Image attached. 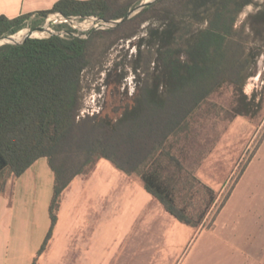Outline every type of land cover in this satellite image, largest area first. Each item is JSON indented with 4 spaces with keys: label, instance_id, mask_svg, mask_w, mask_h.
<instances>
[{
    "label": "trees",
    "instance_id": "trees-1",
    "mask_svg": "<svg viewBox=\"0 0 264 264\" xmlns=\"http://www.w3.org/2000/svg\"><path fill=\"white\" fill-rule=\"evenodd\" d=\"M141 2L131 0L116 10L115 0H59L41 15L60 12L115 20ZM251 4L256 0H155L143 8L138 16L152 13L149 18L159 22L141 39L140 56H147L145 64L135 67L140 70L138 88L118 116L78 117L82 75L90 66L95 37L104 29L89 37L53 34L0 45V191L10 177L21 176L41 157L48 158L55 173L52 226L41 251L58 219L62 191L101 158L139 175L180 222L204 225L217 193L186 168L187 146L179 139L190 129L194 114L226 84L238 95L237 115L257 113L256 95L249 98L244 88L256 75L264 49V7L237 26ZM30 17L0 16V38L23 29ZM191 177L209 195L199 213L182 194L184 179L189 182Z\"/></svg>",
    "mask_w": 264,
    "mask_h": 264
},
{
    "label": "rangeland",
    "instance_id": "rangeland-1",
    "mask_svg": "<svg viewBox=\"0 0 264 264\" xmlns=\"http://www.w3.org/2000/svg\"><path fill=\"white\" fill-rule=\"evenodd\" d=\"M128 1L131 0H115L113 8L117 10ZM141 3L134 4L129 11ZM256 3L248 5L239 15L238 27L248 15L264 7V0H256ZM139 12L132 13L125 25L117 23L96 35L90 66L82 75L79 118L97 113L118 116L136 93L140 70L135 67L139 63L145 64L147 56L144 53L140 56V42L143 37H148L150 27L159 22L152 13L138 16ZM56 13L33 17L20 31L29 30L33 37H48L49 33L35 35L45 33L49 23L52 31H69L74 28L73 24L75 33L83 37L101 30L87 29L88 24L83 18L58 22ZM150 15L153 18H149ZM40 26L44 27L35 29ZM141 48L146 47L141 45ZM244 92L249 98L256 95V102H259L257 113L237 115L238 95L233 85L226 84L194 114L190 129L179 139L180 144L187 146L184 155L186 168L217 193V200L204 225L196 228L180 247H170L162 230L158 233L156 252L148 249V236L141 234L135 240L138 244L133 246V237L125 235L124 256H140V264H150V256L155 255L172 256L173 260L181 256H215V261L206 264H264V49L258 60L257 73L249 78ZM183 182L182 194L193 203L192 210L201 212L209 195L192 177L189 182L187 178ZM160 210L158 205L157 214ZM146 217L141 214L138 223H143ZM178 236L181 241L186 235L180 230ZM125 264L129 262L126 260Z\"/></svg>",
    "mask_w": 264,
    "mask_h": 264
},
{
    "label": "crops",
    "instance_id": "crops-1",
    "mask_svg": "<svg viewBox=\"0 0 264 264\" xmlns=\"http://www.w3.org/2000/svg\"><path fill=\"white\" fill-rule=\"evenodd\" d=\"M57 1L0 0V16L41 17ZM54 185L55 173L47 157L7 180L0 191V264H125L126 260L140 264V256H124L125 235L133 237V246L141 234L148 236V249L156 252L162 230L170 247L184 245L196 230L168 212L139 175L127 174L101 158L89 173L76 175L62 191L58 219L41 251L52 226ZM141 214L147 217L138 223ZM180 230L186 235L181 241ZM149 260L150 264H206L216 258L181 256L173 260L155 255Z\"/></svg>",
    "mask_w": 264,
    "mask_h": 264
},
{
    "label": "built area",
    "instance_id": "built-area-1",
    "mask_svg": "<svg viewBox=\"0 0 264 264\" xmlns=\"http://www.w3.org/2000/svg\"><path fill=\"white\" fill-rule=\"evenodd\" d=\"M58 18L59 16L62 17L60 19L57 18V21L58 22H63V21H74L75 19H79V18H83L85 23L88 24V26H85L87 29L91 28V27H95L96 29H106V28H110L111 25L113 24L112 21H109V20H105V19H102L98 16H84V17H81V16H65L63 15L62 13L60 12H57L56 13ZM49 21H51V18H48ZM48 21V22H49ZM93 23V24H91ZM51 23H49L48 25H50ZM72 27H74L73 29H75V25L72 24ZM53 34H56V35H60L62 37H65V36H81L80 34H77L75 32H71V31H66V30H54L50 35H53Z\"/></svg>",
    "mask_w": 264,
    "mask_h": 264
},
{
    "label": "water",
    "instance_id": "water-1",
    "mask_svg": "<svg viewBox=\"0 0 264 264\" xmlns=\"http://www.w3.org/2000/svg\"><path fill=\"white\" fill-rule=\"evenodd\" d=\"M155 0H145V1H143L138 7H136L134 10H131V11H129V13L126 15V16H124L123 18H121V19H119V20H113L112 22H113V24L111 25V27H113V26H115V25H117V23H122V22H124L125 20H127L129 17H130V15L132 14V13H134V12H139V11H141L143 8H145V7H147V6H149L151 3H153ZM44 26H40V27H37V28H35V29H42ZM11 35H9V36H6V37H2V38H0V45L1 44H4V43H21V42H24L28 37H33L32 36V34H28V35H26L24 38H23V40L22 41H14V40H4V39H6L7 37H10Z\"/></svg>",
    "mask_w": 264,
    "mask_h": 264
},
{
    "label": "bare ground",
    "instance_id": "bare-ground-1",
    "mask_svg": "<svg viewBox=\"0 0 264 264\" xmlns=\"http://www.w3.org/2000/svg\"><path fill=\"white\" fill-rule=\"evenodd\" d=\"M149 1V0H148ZM60 17V16H59ZM60 18H62V17H60ZM50 30H51V27L50 26H48V30L45 32V33H42V34H36L35 36H45L46 35V33H50ZM51 32H53L52 30H51ZM30 33V31L29 30H22V31H20V32H18V33H16V35H15V37H8V38H6V39H4V40H20V39H22V38H24V37H22V36H26L27 34H29Z\"/></svg>",
    "mask_w": 264,
    "mask_h": 264
}]
</instances>
